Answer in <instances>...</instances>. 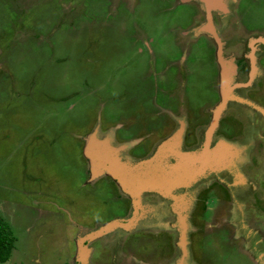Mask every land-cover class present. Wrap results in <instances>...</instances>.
Wrapping results in <instances>:
<instances>
[{"label":"rangeland","instance_id":"374dc122","mask_svg":"<svg viewBox=\"0 0 264 264\" xmlns=\"http://www.w3.org/2000/svg\"><path fill=\"white\" fill-rule=\"evenodd\" d=\"M238 7L235 21L264 30V0H240ZM196 14L193 4L176 0H0V217L17 237L1 264H87L81 254L100 243L86 235L103 222L133 220L125 228L133 231L154 218L155 224L172 225L170 240L151 224L149 232L113 243L114 252L140 258L168 252L169 245L165 264H173L178 245L171 198L145 196L139 211L134 206L123 216L121 187L109 176L90 181L84 137L101 121L102 135L116 127L122 143L143 140L144 146L151 143L147 132L160 136L170 119L174 129L184 123L183 146L204 139L221 98L214 45L203 37L189 42ZM221 29L231 93L247 101L224 111L229 117L221 123L225 134L241 133L234 142L243 148L236 162L240 191L236 196L234 188L228 192L213 183L197 194L187 186L173 194L191 205L188 239L196 253L190 264H253L237 250L240 242L264 264V57L263 69L255 62L264 37H250V51L245 49L251 68L231 76L236 44L225 37L234 26ZM215 132L213 140H233L220 128ZM129 149L121 155L133 161L145 157L136 154L145 148ZM229 173L236 180L235 170ZM108 234L98 239L103 242Z\"/></svg>","mask_w":264,"mask_h":264},{"label":"water","instance_id":"95a60500","mask_svg":"<svg viewBox=\"0 0 264 264\" xmlns=\"http://www.w3.org/2000/svg\"><path fill=\"white\" fill-rule=\"evenodd\" d=\"M201 1L205 4L209 24H211L212 9L225 10L227 7L225 0ZM205 28L212 34L218 46L217 56L220 63L219 91L221 101L214 108L201 148L185 149L182 144V134L184 132L183 122H181L179 124L180 126L174 129L169 135L158 142L152 154L134 161L126 156L120 155V153L134 145L137 140L114 144L113 133L116 127L102 135L99 129L100 125H97L92 132L84 137L85 142L83 153L84 156L88 157L90 160V177L92 179L102 174L109 175L117 182L123 192H127L130 197L133 198L136 206H139L140 196L145 191H154L163 196H169L173 203L177 205V216L173 227L177 232V245L182 252V259L187 257L189 253L188 233L190 232V223L188 221L187 209L190 207V202L189 204L187 202L182 203V195H175L173 194V191L177 188L189 186L199 177L206 175L209 172L218 173L223 170H235L234 176L236 180H234V182L243 180L236 165V162L242 160L240 155L242 154L241 151L243 148L241 150L232 141L223 138H219L212 143L211 134L217 127L218 120L227 106L226 102L229 100H236L239 102L247 101L241 96L235 95L231 92L225 95L226 92L224 93L223 83L226 81L224 80L231 83L232 77L224 78L227 74V64L221 55V39L213 26V29L208 27ZM233 68L234 67H232L231 76H233ZM171 156H173L172 161L170 160ZM185 209L186 211H184ZM180 210L184 212L181 213ZM179 212L181 215H179ZM129 222L126 223L123 220L113 219L87 233L86 238L93 239L101 236L110 232L113 227L128 228V226H130L128 225ZM181 228L182 230H180ZM82 240L83 238H80V241ZM82 256V262H85V253H82L81 257Z\"/></svg>","mask_w":264,"mask_h":264},{"label":"flooded vegetation","instance_id":"af4514ba","mask_svg":"<svg viewBox=\"0 0 264 264\" xmlns=\"http://www.w3.org/2000/svg\"><path fill=\"white\" fill-rule=\"evenodd\" d=\"M176 1L180 2L181 0H176ZM197 1L200 3V6H199V9H198L199 12H197L195 17L198 18V16L200 15L201 19H199V21L193 19L192 24L190 25V29H188V32H189V34L191 35L192 38L197 39L199 37H203V38L207 39L208 41L211 40L212 44L214 45V53H215V58H216V62H217L216 72H217L218 85H219V82H220V63H219L218 58H217V42L214 40L213 36L209 35V33L200 30L201 24L205 21V9H206V7H205V4H204L203 1H201V0H197ZM225 1H226V4H227V10L212 9L211 12H212V16H213V20H214V26L216 28L217 34H218V36L220 37V39L223 42H224V39H222L223 38L222 35L224 34V32H222L221 28L223 27L225 30H227L228 27H233L234 26V30H232V31L230 30L229 32H227V37H225V38H226V40L228 39L230 42H231V40L233 41L232 42L233 43L232 46L236 44L235 49H234L235 52H234V55H233V57H234L233 58V63L235 65V73H236V75H238L241 72H244L246 69L249 70L251 68L250 67V59H249V56L246 54V49H245V48L248 47V49L250 51V44H249L250 43V41H249L250 37L259 36V35H262L264 37V30L258 31L257 29H251V28H248L247 26L245 27L244 23L235 21L234 19L238 17V16L235 17V14L240 13L239 12V7H238L240 0H225ZM237 9H238V13H237ZM220 25H222V27H220ZM237 30H239V32H237ZM234 32H236V33H234ZM233 35H236V36H233ZM261 57H264V44L261 45L260 52L257 53V65L259 67H261V69H263L262 65H260ZM184 58H185V55H182V59H181V61L179 63L180 64L181 74L184 71V65H183ZM252 87H253V85H252ZM256 87L257 86H254L252 88V90L254 92L256 91L255 90ZM239 88H242V87H239ZM232 105L243 106V103H241L239 101H236V100L229 101V103L227 104V106H226L224 111L228 110L229 112H231L234 109V107H232ZM227 116H229V115H227ZM231 116H232V114H231ZM169 133L167 135H169ZM135 138H137V137H135ZM220 138H223V137H220ZM195 139H196V137H195ZM204 139H205V136H204ZM204 139H202L201 141L198 140V145H196V143H195V144H192L191 147H186L185 145H184V147H185V149H187V148H198L199 149V148H201V145H202ZM216 140H213L212 143H214ZM199 141H200V143H199ZM229 141H231V140H229ZM235 141H237V143H239L240 140L238 138H234V140H232V142L234 143ZM135 144L130 146L129 150H133L135 148V146H136ZM170 159L172 161L173 160V156H171ZM85 161H86V164H87L88 175L91 176L90 162H89L90 160L86 156H85ZM223 171L224 172L220 171L218 173L209 172L206 175H203V176L199 177L196 181L192 182L189 186H187V188L189 190L195 191V194H197L199 192L200 188L203 189V188L209 187L213 183H216V184H218V186H219V184L222 185V186H225V188L228 190V192H229V190H231V188H234L233 189L234 192L235 191L238 192V190L240 191L241 184L238 183L239 185L236 186L237 183L234 182V177L232 175H229L230 174L229 170H223ZM222 175L227 176L229 179L231 178V176L233 178L230 179L231 182L229 183V182H227L228 180L225 177H223V178L221 177ZM100 177L101 178H105V177L108 178V175L102 174L100 176H97L95 179H92V180L90 179V181L96 180L97 178L100 179ZM112 180L115 181L114 179H110V181H112ZM177 190H180V189L177 188ZM236 192H235V195L237 196ZM241 192H244V191H241ZM121 194H122V196L125 197L124 200H126L125 211H124V215L123 216H125V214L128 213L129 211H132V213H133L134 210H133V206H132V197H130V195L127 192L125 193V192L122 191ZM241 195H242V193L239 196H241ZM145 196H154V197H159V198L161 197L162 199H166L165 197H162L161 195H159L158 193H156L154 191H145V192H143L141 194L142 201H144ZM156 220L157 219L154 218V219L149 220V223H145V221L141 222V223H138L136 225L135 229H133V231H126V229L123 228V227H117V228L114 229L113 232L109 233L108 235H106L104 237V240H105L106 237L110 238L112 236L114 240H111V241L105 240V242H103V243L104 244L106 243L105 246H107V248H109V246L111 247V244H113V243L115 244V242L120 243L122 241V244H124L126 242L127 238L131 235V233H133L134 231L136 232V231L149 230V228H150L149 226L151 224L154 225ZM168 224H170V223L164 222L161 225H158V223H156L155 225L158 226V228H160L161 230H163L166 234H171L172 225L171 224L168 225ZM80 225H81V227H85V225H83V224H80ZM78 227L79 226H77V228ZM174 232H176V230ZM251 238H253V237L251 236L250 239ZM260 238H258L255 241L257 244L262 243V240H260ZM88 240H90V239H88ZM103 243H102V245H103ZM166 245H168V243H166ZM176 247L178 249H175L173 251H175L177 253V252H179L180 248L178 246H176ZM97 248H95V250H97ZM101 248H102V246H101ZM168 248H169L168 252L165 249H160L161 252L158 255H155L157 258L156 259L154 258V260L152 261V264H153L154 261L161 260L160 259L161 254H165L164 258L167 257L169 252H170V250H171L169 245H168ZM238 248L239 249L243 248V242L239 243ZM188 250L190 251V257L188 258V256H187L186 258L188 260V264H190L191 256H193V254L196 253L195 252V248H194V242L192 244H191V242H189ZM95 253H96V255H98V252H95ZM180 253H181V250H180L179 254ZM139 255H142V256L140 258H137L138 263H139V261H141V258H143L144 260L148 259V257L144 256L145 255L144 253H140ZM76 260H77V257L75 256V261ZM149 260L151 261V259H149ZM77 261L75 262V264H81V262L79 260H77ZM110 264H115L114 258L112 256H110ZM133 264H135V262H133Z\"/></svg>","mask_w":264,"mask_h":264},{"label":"crops","instance_id":"0c3cea01","mask_svg":"<svg viewBox=\"0 0 264 264\" xmlns=\"http://www.w3.org/2000/svg\"><path fill=\"white\" fill-rule=\"evenodd\" d=\"M183 1V3H187V4H193L194 6H195V8H196V12H199V6H200V3L197 1V0H181L180 2H182ZM225 10H227V7H226V9ZM207 12H206V9H205V21L201 24V26H200V30H202V31H205V32H207V33H209V35H211L212 36V34L210 33V32H208L207 31V29L205 28V26L206 25H210L209 23H208V19H207V14H206ZM193 19H195V20H197V21H199V19H201L200 18V15L198 16V18H196L195 16L193 17ZM203 19V18H202ZM211 24H212V26L215 28V26H214V20H213V16H212V12H211ZM215 31H216V28H215ZM217 32V31H216ZM189 34V33H188ZM188 36H191L190 34L188 35ZM215 40V39H214ZM195 41V39L194 38H192V37H190V39H189V42L191 43V42H194ZM209 42L211 43V40H209ZM223 50H224V45H223ZM217 51H218V46H217ZM224 52V51H223ZM186 53H187V50L184 52V54L183 55H186ZM224 55V54H223ZM223 57V59L225 60V58H224V56H222ZM217 58H218V56H217ZM234 58V57H233ZM225 62H228V61H226L225 60ZM255 62H257V60L255 61ZM231 64V63H230ZM255 65V64H254ZM231 66L232 67H234L233 68V70H234V72H235V65H234V63H233V65L231 64ZM255 67H256V65H255ZM257 68V67H256ZM259 68H261V67H259ZM218 88H219V85H218ZM220 95V94H219ZM258 100V99H257ZM259 101V100H258ZM253 104V103H252ZM226 108V107H225ZM225 110V109H224ZM224 110H223V112H224ZM170 112H168L167 114H166V118L168 119V117L167 116H169L170 117V113H171V110H169ZM177 112V111H176ZM222 112V114H221V117L219 118V120H218V126L215 128V130L212 132V134L211 135H214V133H216L215 131H217V129H219L220 128V131H221V134L222 135H224V136H229L230 135V137H232L233 138V140H234V138H238L239 136V134H241V133H235V134H225L224 132H222V130H221V123L224 121V120H226V118H228L229 116H224V113ZM171 120L170 119H168V128L165 130L166 132H164V133H161L160 134V136H158V137H161V138H158V137H153V136H150V134H152V131L151 132H147V134L146 135H149V139H151V143H149L148 145H144L143 146V144L145 143V141L143 142V140L142 141H140L139 143H136L135 145V148L133 149V150H138V148H145V152L144 153H137L136 152V154H138V156H145V157H147V156H149L150 154V151L152 150V148H155L156 147V145L158 144V142L161 140V139H163V138H165L166 136V134H168L169 132L171 133L172 132V130L174 129V126H172V124H171V122H170ZM170 122V123H169ZM101 121H100V126H101ZM118 132L119 131H117V129H115L114 130V133H113V143L114 144H117L116 142H114V139L115 138H117V139H121V138H119V137H122V135H119L118 134ZM169 133V134H170ZM141 135H143V134H141ZM146 135H144V136H146ZM156 135H158V134H156ZM183 137V136H182ZM221 137H223V136H221ZM211 142L213 141V137L211 136ZM129 139V138H128ZM143 139H145V137L143 138ZM148 139V140H149ZM158 139V140H157ZM223 139H226V140H230V139H227L226 137H223ZM131 140V139H130ZM183 141H184V138H183ZM193 141V140H192ZM143 142V144L141 145V143ZM122 142H121V140H120V142H119V144H121ZM236 145V144H235ZM128 149V148H127ZM126 149V150H127ZM149 151V152H148ZM147 153L149 154V155H147ZM120 155H121V153H120ZM147 155V156H146ZM145 157H143V158H145ZM138 159H141L140 157H138ZM109 176V175H108ZM90 179H91V177H90ZM95 179V178H94ZM113 179V178H112ZM117 186H118V184H117ZM156 193H158V192H156ZM159 195H161L162 197H165V196H163L162 194H160V193H158ZM150 197H153V198H150L151 200L152 199H155V197L154 196H150ZM166 198V197H165ZM140 204H139V206H136L135 204H134V201H133V198H132V206L134 207V206H136V208L137 207H139V209H137V211H139L140 209H141V204L142 203H144L145 201H147V199H145L144 198V201H142V199H141V196H140ZM172 203H173V201H172ZM177 207H176V204H174L173 203V210L175 211V214H174V216H175V221H176V211H177ZM191 209V205H190V207L187 209V211H189ZM135 211V210H134ZM133 211V212H134ZM203 211V210H202ZM188 219H190V218H188ZM105 223H107V222H105ZM105 223H103V224H105ZM103 224H101V225H103ZM84 225V224H83ZM151 229H155V226L154 227H152ZM147 231V230H146ZM147 232H149V231H147ZM165 233L163 230H159V235L161 234V233ZM134 233H138V234H140V233H144L143 231H134L133 233H131V234H134ZM150 233H152V232H150ZM105 234H108V233H105ZM104 234V235H105ZM145 234V233H144ZM152 234H154V233H152ZM158 235V236H159ZM102 236L103 235H101V236H98V237H95V238H93L92 240H96L97 239V241L100 243V246H97L96 244H92L91 246H89L86 250L87 251H85L86 253H85V262H83V263H87V264H95L93 261H92V257H95V258H97V260H96V264H110V256H112L113 258H114V262H115V264H122L121 263V260H123V262L124 263H126V264H133V262H135V264H152V261L154 260V257L153 256H148L146 253H144L145 255L144 256H146V257H149L147 260H144V259H142L141 258V261H139V263H138V260H137V257L136 256H132V255H130V256H126V254L123 252V251H121V252H118V250L115 248V250H116V253L114 252V244H111V247L109 246V248H107V246H105L106 245V243L104 244L103 242H105L104 240H103V242H101L98 238H102ZM156 236V235H155ZM105 237V236H104ZM170 237H171V235L170 234H168V239L170 240ZM105 240H108V238L106 237L105 238ZM174 242L175 243H177V238H175L174 239ZM102 243H103V245H102ZM122 245V244H121ZM101 246H102V248H101ZM98 247V248H97ZM95 248H97V250H95ZM237 248V250L238 251H240V253H242V254H244L245 255V257H247V258H249L250 260H251V262L253 263V264H257L256 263V261H254V258L251 256V254L250 253H248V251H244V249L242 248V249H239L238 247H236ZM77 249H78V247H77ZM95 250V251H94ZM133 250V249H132ZM95 252H98V255H96V253ZM179 252H180V250H179ZM179 252H177V255H175L176 256V258L175 259H172V262H173V264H174V260H175V264H188V260H187V258L185 259H181V256H182V252L179 254ZM170 253L171 252H169V254H168V256L170 255ZM168 257H165L164 259H161V261L159 260V261H154L153 262V264H165V261H166V259H167ZM149 259H151V261L149 260ZM177 260V261H176Z\"/></svg>","mask_w":264,"mask_h":264},{"label":"trees","instance_id":"16d2710c","mask_svg":"<svg viewBox=\"0 0 264 264\" xmlns=\"http://www.w3.org/2000/svg\"><path fill=\"white\" fill-rule=\"evenodd\" d=\"M16 240L11 224L0 217V264L9 259Z\"/></svg>","mask_w":264,"mask_h":264},{"label":"bare ground","instance_id":"6f19581e","mask_svg":"<svg viewBox=\"0 0 264 264\" xmlns=\"http://www.w3.org/2000/svg\"><path fill=\"white\" fill-rule=\"evenodd\" d=\"M207 26V25H206ZM205 26V27H206ZM211 26V24L208 26V28ZM211 29H213L212 28V26H211ZM224 78H226V76L224 77ZM224 81H226V80H224ZM229 83V82H228ZM227 82H224L223 84V89H224V93L226 92V94L225 95H227V93L229 94L230 92H231V83H229L228 84ZM262 111L264 112V109H262ZM183 200H185V199H183ZM182 200V203H188L189 202V200H186V201H183ZM183 205V204H182ZM176 207H177V205H176ZM178 210V209H177ZM184 211H186V209L184 210ZM184 211H181L180 210V212L181 213H183ZM179 212V215H181V213ZM136 217V216H135ZM133 223V221L131 220L130 222H129V224L128 225H131ZM180 230H182V228L180 229Z\"/></svg>","mask_w":264,"mask_h":264}]
</instances>
